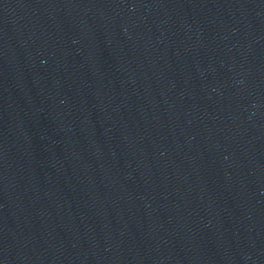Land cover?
Returning a JSON list of instances; mask_svg holds the SVG:
<instances>
[{
    "label": "water",
    "instance_id": "95a60500",
    "mask_svg": "<svg viewBox=\"0 0 264 264\" xmlns=\"http://www.w3.org/2000/svg\"><path fill=\"white\" fill-rule=\"evenodd\" d=\"M0 264H264V0H0Z\"/></svg>",
    "mask_w": 264,
    "mask_h": 264
}]
</instances>
